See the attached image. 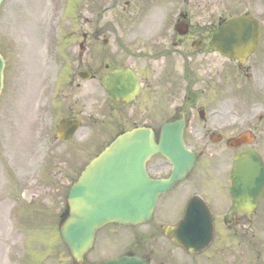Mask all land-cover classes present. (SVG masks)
Masks as SVG:
<instances>
[{
    "label": "flooded vegetation",
    "instance_id": "af4514ba",
    "mask_svg": "<svg viewBox=\"0 0 264 264\" xmlns=\"http://www.w3.org/2000/svg\"><path fill=\"white\" fill-rule=\"evenodd\" d=\"M86 1L77 6L75 33L66 37L73 41L65 62L75 71L50 83L46 96L49 112L63 104L62 119L80 122L72 140L63 141H74L81 154L68 186L106 147L134 130L151 133L159 148L169 149L173 139L181 151L182 138L195 160L170 191L182 193L178 202L157 207L148 223L103 227L82 264L123 257L148 264H264V19H258L264 3L243 0L232 16L214 10L210 0H123V6L120 0H110L111 6ZM244 14L261 23L259 46L246 61L228 59L211 42ZM54 48L62 58L61 45L55 42ZM173 169L160 152L146 163L155 180L168 179ZM67 215L64 195L59 229ZM179 230L189 234L188 251L174 242ZM59 264L81 263L70 258Z\"/></svg>",
    "mask_w": 264,
    "mask_h": 264
},
{
    "label": "rangeland",
    "instance_id": "374dc122",
    "mask_svg": "<svg viewBox=\"0 0 264 264\" xmlns=\"http://www.w3.org/2000/svg\"><path fill=\"white\" fill-rule=\"evenodd\" d=\"M86 2L4 0L0 7V53L6 61L0 96V264L70 259L57 221L70 188L67 175H73L81 154L74 150V141H55L64 106L56 103L52 112L46 109V85L75 71L74 64L65 62L73 41L66 37L75 33L77 6ZM242 3L210 0L214 10L232 16L240 13ZM98 6H111V1L98 0ZM258 8L264 19V6ZM54 42L61 45L62 58ZM181 194L172 192L158 211Z\"/></svg>",
    "mask_w": 264,
    "mask_h": 264
},
{
    "label": "water",
    "instance_id": "95a60500",
    "mask_svg": "<svg viewBox=\"0 0 264 264\" xmlns=\"http://www.w3.org/2000/svg\"><path fill=\"white\" fill-rule=\"evenodd\" d=\"M249 20L251 22L250 17H241L231 21L215 37L213 45L229 58L247 57L257 44V30L250 33L246 31L250 26ZM252 36L255 38L251 39ZM4 67V60L0 56V94ZM76 128V121H63L57 127V135L68 140ZM158 150L176 166V172L168 180L154 181L145 173L146 161ZM184 157L181 153L156 148L149 135L145 137L142 131H135L119 138L94 160L70 190L68 217L60 229L62 239L74 260L83 262L84 255L93 247L96 233L105 225H136L149 221L160 195L168 192L182 179L184 169L190 167L192 161L186 166L182 161ZM232 180L235 181V174ZM232 196L235 199V185L232 187ZM190 210L189 207L187 216ZM168 235L171 236L172 232L168 231ZM186 236L180 230L177 241L188 249ZM211 236L212 233L207 236V241ZM107 264L147 262L124 258Z\"/></svg>",
    "mask_w": 264,
    "mask_h": 264
}]
</instances>
